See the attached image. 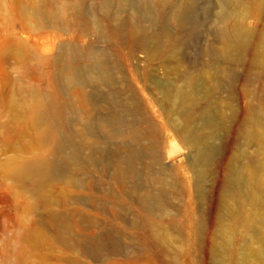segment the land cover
I'll return each mask as SVG.
<instances>
[{"label": "bare ground", "instance_id": "6f19581e", "mask_svg": "<svg viewBox=\"0 0 264 264\" xmlns=\"http://www.w3.org/2000/svg\"><path fill=\"white\" fill-rule=\"evenodd\" d=\"M246 1L65 0L64 7L75 17L73 24L64 23L62 14L51 10L49 0L19 4V16L43 29L64 34L76 29L82 38L97 31L96 40L86 47L59 44L47 63L50 85L46 92L19 89L9 101L11 118L21 123L14 146L20 157L6 164L5 176L22 190L30 201L28 211L37 216L38 224L54 232L56 241L94 259L105 252L120 254L113 238L116 233L125 237L129 230L142 232L141 244L151 241L168 246L171 239L165 225L153 219L156 212L168 214L165 202L175 186L165 165L168 129L189 150L194 184L204 198L206 181L222 154L220 132L226 130L225 123L234 112L228 117L224 102L209 108L203 102L230 92L234 70L249 54L255 56L254 64L264 67V54L256 51L259 46L264 48V42L255 44V34L247 26L251 16H259L264 0H250L248 5ZM201 35L212 41H199ZM140 53L143 60L137 59ZM6 54L31 59L19 41L10 43ZM141 63L147 67L143 74ZM145 90L156 97L168 125L158 128L147 115L142 99ZM66 93L76 96L80 105L72 107L63 96ZM68 110L75 114L72 122L65 117ZM246 123L245 141L258 147L259 156L264 149V108L252 109ZM95 169L117 190L110 185L105 192L112 223L119 222L103 235L108 245L101 236L87 241L76 236L64 212L69 205L84 204L82 174ZM222 184L223 203L229 206L237 193L256 210L242 220L247 235L236 264H264V161L248 157L245 164L224 174ZM122 198L139 207L142 224L123 226L127 220L121 212ZM72 217L75 226L88 222L77 209ZM28 235L39 239L34 229ZM233 246L232 236L220 232L213 242V264H228Z\"/></svg>", "mask_w": 264, "mask_h": 264}, {"label": "rangeland", "instance_id": "374dc122", "mask_svg": "<svg viewBox=\"0 0 264 264\" xmlns=\"http://www.w3.org/2000/svg\"><path fill=\"white\" fill-rule=\"evenodd\" d=\"M49 1L51 10L62 14L64 23H75L73 12L64 7L65 0ZM246 2L248 5L250 0ZM21 3L26 2L0 0V264H213V242L223 231L232 236L235 244L228 264H236V258L241 253L244 237L247 235L242 227V220L255 215L256 210L245 197L237 193L233 194L229 206L223 203L226 194L222 182L228 170L231 171L233 166L245 164L248 157L256 156L260 161H264V149L258 156V147L245 141L248 113L252 109L264 108V67L252 62L255 56L249 54L244 58L242 65L234 70L236 79L230 92L219 93L207 103L202 101L203 107L206 108L215 105V102L225 103V116L229 117L231 112H234V117L225 123L226 130L220 132L222 154L215 162L211 177L206 181L204 198L198 195L194 184V176L188 163L189 150L184 147L180 137L168 129L170 137L166 143L165 165L171 170L175 186L170 190L165 202L168 214L156 212L153 217L165 225V231L171 239L168 246L162 247L151 241L141 244L138 238L142 236V232L129 230L126 238L117 233L113 238L114 243L122 250L120 254L105 252L94 259L86 256L81 249L72 251L65 244L59 243L53 231L37 223V216L28 211L30 201L23 195L22 190L5 176V168L11 160L20 157L14 146L19 141L21 123L11 118L9 108L13 92L19 89L46 92L50 85L47 79L50 71L47 63L55 57L59 44L72 43L86 47L96 40L97 31L82 38L76 29H71L67 34L58 29H43L40 25L32 24L19 16ZM260 10L259 16H251L247 21V26L255 34V44H259L261 39L264 42V7H260ZM203 39L212 41L210 36H199V41ZM14 41L22 43L30 53V60L23 61L6 54V48ZM259 49L264 54V48L259 46L256 51ZM141 57V53L137 55V59L143 60ZM140 69L143 74L147 67L141 63ZM63 96L72 107L80 105L76 96L70 93ZM142 99L147 115L158 128L166 125L168 119L156 97L145 90ZM65 117L72 122L75 114L68 110ZM74 127L77 129L75 125ZM82 178L85 182L80 198L84 204L69 205L64 212L71 218L76 236L86 241L91 236H101L103 243L108 245L110 241L103 235L107 229H111L110 227L117 228L119 222L112 223L113 212L108 209L105 192L110 188L115 192L117 190L113 184L107 182L100 170H84ZM121 200L122 205L126 207L122 206L121 211L127 220L123 226L132 228L133 223L142 224L143 213L139 207L132 200ZM75 209L79 215L87 218L88 222L75 226V219L72 217V211ZM230 209L233 212L229 211ZM116 212H119V209ZM90 224L91 229H87ZM33 229L39 234L37 240L28 235ZM128 236L130 239H127Z\"/></svg>", "mask_w": 264, "mask_h": 264}]
</instances>
